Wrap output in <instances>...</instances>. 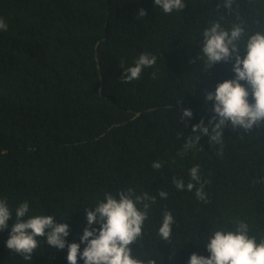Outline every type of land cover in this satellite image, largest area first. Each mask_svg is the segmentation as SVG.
<instances>
[{"label": "trees", "instance_id": "trees-1", "mask_svg": "<svg viewBox=\"0 0 264 264\" xmlns=\"http://www.w3.org/2000/svg\"><path fill=\"white\" fill-rule=\"evenodd\" d=\"M222 2L186 0L183 11L165 14L154 0H0L8 24L0 30V199L13 214L27 200L30 214L64 220L67 243H80L84 209L105 192L166 190L168 198L157 195L149 212L143 239L130 246L157 264H188L193 252L210 255L203 242L229 217L264 234V125L244 134L225 128L222 156L207 136L183 159L177 156L192 125L201 119L208 125L213 115L205 90L234 76L232 62L204 72L196 59L200 34L222 14L216 8ZM237 11L250 26L264 27V0H237ZM234 20L225 15L222 23ZM143 52L156 55V65L123 83L121 62L133 65ZM185 108L193 116L181 120ZM154 160L165 166L153 169ZM197 163L209 181L207 204L172 184L174 176L187 181ZM164 209L175 217L172 245L157 235ZM13 222L0 230V264H68L67 246L57 250L43 239L31 261L11 252ZM78 264H84L79 257Z\"/></svg>", "mask_w": 264, "mask_h": 264}, {"label": "clouds", "instance_id": "clouds-1", "mask_svg": "<svg viewBox=\"0 0 264 264\" xmlns=\"http://www.w3.org/2000/svg\"><path fill=\"white\" fill-rule=\"evenodd\" d=\"M154 5L165 14H171L183 11L186 0H154ZM216 8L222 10V14L211 20L200 34L203 43L196 59L203 65L204 72L216 63L232 62L234 76L219 82L214 91L205 90V99L213 102V115L208 125L203 119L192 125V134L183 141L177 152L181 159L200 145L202 136H207L216 155L222 156L225 128L239 129L244 134L264 125V27H252L243 20L237 11V0H223ZM138 15L145 16L146 10L140 8ZM225 15L235 16L228 26L222 23ZM0 30H8V24L2 17ZM156 63V55L143 52L133 65L125 67L121 62L123 74L120 79L123 83L139 80L142 72L153 68ZM152 77L155 79V71ZM192 116L191 109L185 108L179 118L184 120ZM164 166L165 162L161 160H154L151 165L155 170ZM208 183L199 163L187 170V181L184 177L172 178L177 191L191 192L197 201L205 204L209 202L205 190ZM157 195L164 200L169 193L166 190H159L156 195L147 191L137 193L134 187L121 189L116 194L105 192L103 199L84 209L87 224L80 243H67L70 227L64 220L58 222L50 214H30L27 200L20 203L13 214L7 201L0 199V230L7 229L9 221L14 220L6 247L26 261L32 260V253L43 239L48 246L57 250L67 246L68 264H78V257L84 264H157V259L146 251L137 253L130 247L143 239L145 222L149 219L152 206L157 203ZM95 224L99 228L93 227ZM174 224V215L169 209H164L157 235L169 245L173 244ZM203 243L210 255L193 252L188 264H264V234H253L249 223L239 217H229L223 226L215 227ZM81 244L85 245L82 251ZM178 248L171 252L170 260Z\"/></svg>", "mask_w": 264, "mask_h": 264}]
</instances>
